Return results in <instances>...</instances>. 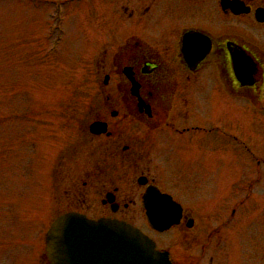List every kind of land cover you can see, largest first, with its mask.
<instances>
[{
    "label": "flooded vegetation",
    "instance_id": "af4514ba",
    "mask_svg": "<svg viewBox=\"0 0 264 264\" xmlns=\"http://www.w3.org/2000/svg\"><path fill=\"white\" fill-rule=\"evenodd\" d=\"M102 2L86 105L88 127L101 121L106 133H87L79 149L72 136L63 191L72 210L143 217L145 189L163 191L173 184L165 172L195 166L200 152L188 150L189 137L240 139L241 151L264 157V0ZM182 208L161 247L172 264H252L249 236L243 242L236 229L219 228V216L202 223Z\"/></svg>",
    "mask_w": 264,
    "mask_h": 264
},
{
    "label": "rangeland",
    "instance_id": "374dc122",
    "mask_svg": "<svg viewBox=\"0 0 264 264\" xmlns=\"http://www.w3.org/2000/svg\"><path fill=\"white\" fill-rule=\"evenodd\" d=\"M56 1L0 0V264L42 263L45 232L71 205L63 191L72 169V136L78 149L79 140H88L87 55L90 36L101 35L104 6L102 0ZM55 12L58 30L56 21L48 27ZM238 146L223 137H189L188 150L200 152L189 160L195 166L188 165L183 179L181 173L166 174L173 184L166 182L163 189L199 222L229 215L234 220L225 228L245 230L250 237L242 241L258 250L250 263L264 264V158L255 160ZM187 174L188 182L175 184ZM198 213L205 216L202 221ZM236 218L249 223L243 227ZM127 222L168 247V233L151 231L141 215Z\"/></svg>",
    "mask_w": 264,
    "mask_h": 264
},
{
    "label": "water",
    "instance_id": "95a60500",
    "mask_svg": "<svg viewBox=\"0 0 264 264\" xmlns=\"http://www.w3.org/2000/svg\"><path fill=\"white\" fill-rule=\"evenodd\" d=\"M99 125L91 131L98 133ZM144 207L152 228L163 231L178 222L181 209L169 196L151 191ZM50 264H170L167 254L139 230L117 220L91 221L67 213L58 217L46 234Z\"/></svg>",
    "mask_w": 264,
    "mask_h": 264
}]
</instances>
